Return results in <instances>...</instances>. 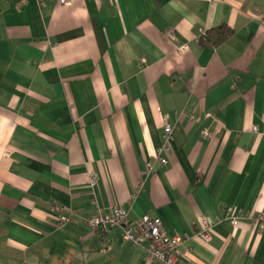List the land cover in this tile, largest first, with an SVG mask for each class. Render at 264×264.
I'll return each instance as SVG.
<instances>
[{
	"label": "crops",
	"instance_id": "0c3cea01",
	"mask_svg": "<svg viewBox=\"0 0 264 264\" xmlns=\"http://www.w3.org/2000/svg\"><path fill=\"white\" fill-rule=\"evenodd\" d=\"M115 205L178 264H264V0H0V264H156L87 224Z\"/></svg>",
	"mask_w": 264,
	"mask_h": 264
},
{
	"label": "built area",
	"instance_id": "2783aa9c",
	"mask_svg": "<svg viewBox=\"0 0 264 264\" xmlns=\"http://www.w3.org/2000/svg\"><path fill=\"white\" fill-rule=\"evenodd\" d=\"M37 4L43 5L46 0H35ZM57 4L67 5L70 0H56ZM169 33L173 35L172 30ZM210 115V113L208 114ZM172 126L164 118V138L165 143L163 151L169 148L168 142L171 138ZM206 133V131H204ZM157 159L161 163L166 162V158L162 155H157ZM152 171V162L147 161L146 169L142 174H148ZM95 183V180L90 182L91 185ZM141 186L138 189L139 193ZM232 208H226V219L233 226L240 224L243 216H247L244 212H238L234 214ZM243 214V215H242ZM219 219H224L220 218ZM255 219L264 222V210L259 211L255 215ZM60 222L66 221L65 216L59 217ZM87 224L104 233L109 227H119L121 229V237L131 243L132 245L141 246L144 248L145 256L150 261L156 264H178L181 254L182 245L186 242L187 234H168L163 227L162 220L158 216H150L148 214H142L134 220L128 219V210L118 205L112 206L108 211L98 210L95 213L87 216ZM215 221L210 220L207 217L200 216L197 218L196 235L204 242H209L211 239V230Z\"/></svg>",
	"mask_w": 264,
	"mask_h": 264
},
{
	"label": "trees",
	"instance_id": "16d2710c",
	"mask_svg": "<svg viewBox=\"0 0 264 264\" xmlns=\"http://www.w3.org/2000/svg\"><path fill=\"white\" fill-rule=\"evenodd\" d=\"M233 32V29L226 25L221 24L216 28H212L210 31H204L200 35V41L202 43L217 44L228 38Z\"/></svg>",
	"mask_w": 264,
	"mask_h": 264
}]
</instances>
